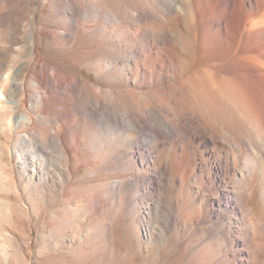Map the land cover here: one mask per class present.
I'll return each instance as SVG.
<instances>
[{"label":"rangeland","instance_id":"obj_1","mask_svg":"<svg viewBox=\"0 0 264 264\" xmlns=\"http://www.w3.org/2000/svg\"><path fill=\"white\" fill-rule=\"evenodd\" d=\"M222 1L189 0L167 22L144 24L151 35L143 39V27L128 13L158 0H0L1 77L24 60L17 51L32 30L50 66L115 91L100 94L101 102L113 99L119 113L130 108L139 126L158 129L170 121L193 133L149 141L144 128L128 136L103 132L77 115L80 126L65 136L70 170L57 183L54 148L38 145L42 128L34 138L28 131L22 150L44 154V178L27 180L13 163L19 144L0 115V264H264V206L251 196L254 181L241 185L244 203L234 213L215 205L218 215L210 206L223 200L222 190L233 194V179H241L239 170L234 177L216 172L229 152L221 137H264V0L258 8L238 0L224 11ZM67 5L93 11L89 20L80 13L90 30L75 40ZM113 13L123 20L104 15ZM165 28L179 34L165 41L159 34ZM52 30L66 33L61 43ZM131 50L138 58L128 59ZM17 80L32 88L29 66ZM86 82L83 105L92 93ZM159 167L176 181L172 189L154 186ZM206 167L200 182L195 175Z\"/></svg>","mask_w":264,"mask_h":264},{"label":"bare ground","instance_id":"obj_2","mask_svg":"<svg viewBox=\"0 0 264 264\" xmlns=\"http://www.w3.org/2000/svg\"><path fill=\"white\" fill-rule=\"evenodd\" d=\"M158 1V6H153L151 4L144 7L138 6L134 7L128 13L130 20L134 24H140V27H143V39L149 38L151 35L150 30L145 28L144 24L157 18L167 22L170 17L175 16L178 12H185L188 8L187 2L189 0ZM237 1L238 0H223L221 10L224 11L228 7L230 8V6L237 3ZM195 2L196 0H192V4ZM247 3L250 8H258V0H248ZM103 10L104 4H101L100 7L96 9L98 17L102 16ZM64 11L70 22L69 29L72 31L70 36L73 40L77 38L79 32L82 30H90V27L85 25L88 27L86 28L81 24L80 13L84 14L86 19L89 20L93 15L92 10L88 8L83 10V8L76 5H67L64 7ZM222 11L221 13L223 14ZM104 15L111 22L123 20L121 17L116 16L115 13ZM44 31V27L39 29L40 34ZM50 34L55 42L60 43L62 42L61 38L66 37L65 32L60 33L58 30H52ZM159 34L166 41L171 39L173 34L179 33L165 28V30L159 32ZM37 42H39V38H36L31 30L24 43L17 51L18 55L24 57V60L18 67H11V73L7 72L4 77H1L0 74V115L2 116L3 130L7 136H9V131L15 135V142L19 144V149L17 148L15 150L16 160H14L13 163L18 165L21 175L27 180H40L44 178V154L36 155L34 152L28 154L22 150V145L29 143L27 140H31L29 132H31L34 138V132L38 127H41L42 132L41 134L39 133L41 138H38V145L44 152H47L44 147L46 142L54 148L53 151L57 166L56 182L59 183L62 181L64 172L70 170L68 166L65 167V162H67L66 153L69 148L68 145L71 146V143H68L69 141L65 136L68 130L76 131L80 126V121H75L77 115H82V119H84V116H87L95 121L102 127L103 132L123 130L124 134L128 136L135 129L144 128L150 136L149 141L160 138H174L175 140L183 138L188 139L193 134L189 132V130H178L177 126L170 123V121H163V124L160 125L158 129H156V127L150 129L148 126H139L136 124L130 108L119 113L112 105L113 99L108 103H103L99 100L100 94L106 93L107 95L112 91L107 88H102L98 81L88 83L81 75L69 77L65 71L55 66H50L38 51ZM45 44L47 45L49 43L46 42ZM138 55V52L131 50L128 59H136ZM27 66L30 67L32 75V88L30 89L27 87L28 85L25 81L17 80V75H23L24 69ZM84 81L86 82L87 88L92 90L91 97L87 100L85 105H83L85 100L82 99L81 96V87ZM114 92L115 91L112 93ZM68 118H74L72 123H75L67 125L66 121ZM38 131L40 130H37V133ZM221 138V140L228 144L229 152L228 156L224 159L223 166L216 169V172L219 175L225 173L229 175V177L231 175L234 177V172L239 170L241 172V179H233L236 187L233 194L226 189L221 191L224 198L223 200L218 199L217 201H212L210 203L212 210L214 213L220 215L221 212H216L215 205L218 208L222 207L224 211L233 213L242 208L244 193L242 194L241 185L247 183L250 187L249 183L251 180L254 181V185L251 188V196L255 195L264 206V137L253 138L251 140ZM209 139L218 140L214 135L209 136L208 140ZM125 140L129 145L132 140L131 135ZM208 140L204 141V143L206 144ZM28 145L29 144H27V146ZM120 151L128 156L132 154V152L126 149ZM129 160L131 161V158H129ZM208 170V167L201 169L199 174H196L195 177L201 182V180L207 176ZM158 173L161 179L159 184L154 185L156 189L160 191L167 190L168 188L172 189L176 181L167 175L164 168L158 169ZM219 177L214 176L213 180H217ZM145 180L149 182L150 177H146ZM122 183L124 184V181H122ZM119 186L121 185L119 184Z\"/></svg>","mask_w":264,"mask_h":264}]
</instances>
